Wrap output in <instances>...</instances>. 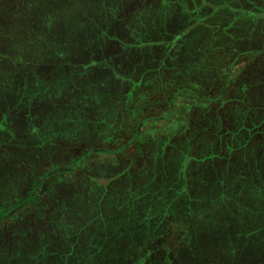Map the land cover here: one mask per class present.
<instances>
[{
  "label": "rangeland",
  "instance_id": "obj_1",
  "mask_svg": "<svg viewBox=\"0 0 264 264\" xmlns=\"http://www.w3.org/2000/svg\"><path fill=\"white\" fill-rule=\"evenodd\" d=\"M169 1L171 13L142 0H0V264H264L257 61L232 67L226 97L250 85L245 106L199 97L224 77L171 104L162 87L132 89L138 70L117 40L156 37L164 18L187 28L180 1L252 5ZM254 12L252 50L264 38V8Z\"/></svg>",
  "mask_w": 264,
  "mask_h": 264
},
{
  "label": "trees",
  "instance_id": "obj_2",
  "mask_svg": "<svg viewBox=\"0 0 264 264\" xmlns=\"http://www.w3.org/2000/svg\"><path fill=\"white\" fill-rule=\"evenodd\" d=\"M244 1L252 5V12L249 9L243 8L239 3L237 7L233 8L231 5L235 4L234 2L228 6L219 7L213 3H205L203 1L204 3L198 5V7L192 8L188 4V1L186 3H184L185 1H180L177 4L178 11L179 13L186 14V20L189 19L186 25L190 26L187 28H179L180 25L178 28H175L177 25L174 24L175 20L172 17L170 19L164 18L165 22H157V24L153 25V27L160 28L159 35L156 37L155 35L151 36V33L148 32L146 36L144 35L140 40H137L136 37L133 38L132 35H129V30H127L124 39L125 45L121 44L123 40H117L120 45L118 49L121 52L124 51L126 54L125 61L131 67L134 64L138 70V79L132 81V87H134L132 89L140 90V92L147 90V93H151L154 92V89L155 91H160L162 87L167 91H171L172 95L169 93V96H165V98L173 104L177 98L181 97L180 93H183L185 97L188 96V93L196 95L195 93L198 90L202 89L206 91L211 83L216 81L218 84L220 78L224 77L222 89L219 92H217V87H212L209 89L213 91L212 93L204 92L199 97L203 100L210 98V102L219 103V107L230 104L229 108H231L234 99H236L237 105L243 104L245 106V100L247 101V95L252 86L243 85L241 87L243 95L240 97L227 98L226 92L228 90L231 91L236 82L235 78L232 77V72L234 73L235 71L232 67L245 59L249 61L251 57H253V61H257L255 68L256 71H259L254 84L258 83L264 86V38L259 42L258 48L252 50L248 47L250 45L255 46L254 35L253 33H249L248 30L246 32L243 30L245 25H248L250 18L252 20L256 19L258 22L262 21L258 12L254 11H260L264 8V0H262L263 5H258L252 0ZM142 2L144 3L141 8L144 10L153 8L154 10H160V12L165 10L171 13L172 3L169 0H156V3L150 0H142ZM245 2L241 3L245 5ZM147 5H150V7ZM115 8L119 9L120 6ZM230 13L234 14H231L230 17ZM248 16L250 18H247L245 21V17ZM193 36L198 37V41L195 40L193 42L191 40ZM113 37L111 33L110 39L113 40ZM194 43L195 46H192ZM130 44L132 46H129ZM187 45L191 46L187 47ZM135 46L139 48V53L137 52V54H135ZM118 55L115 54V57ZM159 57L161 58L158 65L148 64L151 58ZM181 57H184L185 61L182 62ZM126 65L129 66L127 63ZM115 69L121 72L119 67H115ZM239 73L240 71L237 72V78ZM262 75L263 77H261ZM163 76L166 77L163 79ZM122 77L125 78V76ZM129 80L131 81V79ZM164 84L165 86H163ZM192 99L194 98L192 97ZM193 101L196 100L194 99ZM260 103L264 106V99L260 100ZM262 106L260 105V107ZM263 108L259 109L258 115H264V112H262ZM170 111L168 112L170 113ZM217 117L219 118V116Z\"/></svg>",
  "mask_w": 264,
  "mask_h": 264
}]
</instances>
